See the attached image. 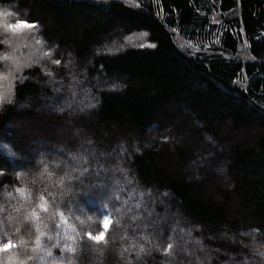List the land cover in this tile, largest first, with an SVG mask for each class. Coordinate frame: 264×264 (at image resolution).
<instances>
[{
	"label": "trees",
	"instance_id": "16d2710c",
	"mask_svg": "<svg viewBox=\"0 0 264 264\" xmlns=\"http://www.w3.org/2000/svg\"><path fill=\"white\" fill-rule=\"evenodd\" d=\"M0 8L38 25L61 60L48 65L52 78L44 59L29 60L0 103V243L28 258L41 223L47 264H264V0ZM141 33L155 47L113 45ZM68 165L79 179L61 185ZM105 214L107 244L76 235L103 231ZM65 243L76 251L62 253Z\"/></svg>",
	"mask_w": 264,
	"mask_h": 264
},
{
	"label": "rangeland",
	"instance_id": "374dc122",
	"mask_svg": "<svg viewBox=\"0 0 264 264\" xmlns=\"http://www.w3.org/2000/svg\"><path fill=\"white\" fill-rule=\"evenodd\" d=\"M0 12L4 13V15L0 17V22L2 23L15 24L19 21L21 24H28L21 21L11 8H0ZM9 12L11 15H7ZM0 29L3 35H5L4 40L7 39L11 41V45L5 44L4 50L0 53V56L4 55L5 53H12L14 55V60H0V98H2L3 101L6 97H9L13 93L15 80L17 77H19L21 71H15L17 66H19V69H21L20 67L22 65H27L29 62L32 60L34 61L35 59L38 61L40 58L41 60L44 59L45 61L47 59L49 61L48 63H43V66H46L47 68L46 70H49L48 65H53L50 63V59L55 58L54 52L44 44V41L40 35H38L36 29H22L15 34L4 28ZM35 39H40L42 43L36 44ZM114 44L115 48H121V50L132 46L143 45L142 47H148L150 45L145 33L133 34L132 36L126 37L122 40H116L113 42V45ZM45 53H51V57L46 58L44 55ZM47 255L48 253L43 251L42 248L37 249L36 251L32 250V254L31 256H28V258L26 256L23 258L21 254L8 250L5 253L0 254V264H9L10 259L12 264H17V262L21 260L24 261V264H47L46 260L43 258L45 257L47 259Z\"/></svg>",
	"mask_w": 264,
	"mask_h": 264
},
{
	"label": "snow or ice",
	"instance_id": "6c2138e0",
	"mask_svg": "<svg viewBox=\"0 0 264 264\" xmlns=\"http://www.w3.org/2000/svg\"><path fill=\"white\" fill-rule=\"evenodd\" d=\"M152 2H156V0H152ZM135 6L139 7L138 4L135 5ZM3 15H4V13L0 12V17H2ZM7 15H11V13L9 12ZM0 28L7 29L10 32L15 34V33H17L18 31H20L22 29H28V30L37 29L38 25H36V24H31V25L21 24L19 21L17 23H15V24H11V23L5 24V23L0 22ZM173 31H175V29H173ZM0 43L11 45V41L7 40V39L0 41ZM35 43L36 44H41L42 41L40 39H35ZM141 46H143V45H141ZM150 46L151 47H155V45H150ZM44 55H45L46 58H50L51 57V53H45ZM10 59L14 60V55L12 53H5L4 55L0 56V60H10ZM48 62L49 61L46 59L45 63H48ZM50 63L53 64V65H60L61 64V60L60 59H50ZM28 66H31V65H28ZM19 70H20L19 66H17L15 71H19ZM45 74L48 77H50V78L53 77V73L51 71L45 70ZM24 79H25V77H23V76L19 77V80H20L21 83H23ZM50 82L54 83L55 81L53 79H50ZM0 103H2V98H0ZM88 107L89 108H95L96 104H89ZM61 111H63V109H61ZM136 151H139V149H136ZM122 152H123V148H122ZM71 159L75 161V160H77V157L75 155H73L71 157ZM83 162H84V164H87V160H84ZM40 163L44 165V171L48 173L49 177L55 175V172H48V165H47V163H45V161L41 160ZM4 168H5V165L0 163V175L3 174V169ZM83 171L87 172L88 168L87 167L83 168ZM76 173H77V168L75 166H73V165H68L67 167L62 169V175L59 176L58 183L63 185V184H65L66 181L68 183H71L74 180L79 179V175L76 174ZM23 176H24V173H18L17 174V179L22 178ZM128 182H129V184L132 183L131 180H129ZM25 191H26V189L16 188V192H18V193H20L22 195H23V193ZM48 196H49V198L51 200V204H52L53 208H56L55 194L52 193L51 191H49ZM38 199L40 201L39 209L42 210L43 212L47 213L49 211V208H48L49 200H46V198H45V196L43 194L39 195ZM117 199H119V197H117ZM124 203L127 204L128 202L125 201ZM135 207L139 208V207H141V205L138 203V204L135 205ZM117 211H120V209H117ZM58 214H59L60 221L63 224H67L68 221L66 220L64 213L63 212H59ZM31 217L35 218L37 221L40 220V216H39L38 212L35 209H33L31 211ZM115 223L118 225L119 221H116ZM112 224H113V221L111 220L110 216L105 214L103 216V220H102L103 231H98V232H96V234H93L91 231H88V232H85V233H82V234L81 233H76V235L86 236L89 241H93V242H95L97 244H100L101 242L107 244L108 242L105 239V236H106V233L109 230V227ZM43 226L45 228H47V224L46 223ZM59 226L60 225H57V227H59ZM17 231H19V229H17ZM35 231H36V235H35V240H34L33 251H36L37 249H40L42 247V238H44L45 236H48L47 232L41 231V223H37L36 224ZM73 232H75V229H73ZM48 239H52V237L48 236ZM67 240H74V236H68L66 234L65 235V241H67ZM25 243L26 242L23 239L20 240V244L23 245ZM197 243H199V241H197ZM16 247H17V245L11 239H9L5 243H0V254H3L6 251H8L9 249L16 248ZM172 248H173V245L172 244H168L167 248L164 250L165 254H170ZM60 250H61L62 253L65 250L68 251V252H75L76 251V249L74 247H72L71 245H69L68 243H65L63 245V247H61ZM145 251H146L145 247L143 245H140L139 246V251L137 252V257H139L140 254L144 253ZM48 255L49 256L52 255L51 251L48 252ZM260 255L264 256V252H261ZM9 264H12L11 259L9 260ZM17 264H24V261L21 260V261L17 262ZM69 264H71V262H69Z\"/></svg>",
	"mask_w": 264,
	"mask_h": 264
}]
</instances>
